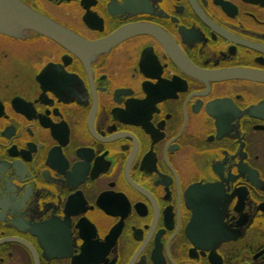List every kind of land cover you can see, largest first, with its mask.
<instances>
[{"label": "flooded vegetation", "instance_id": "flooded-vegetation-1", "mask_svg": "<svg viewBox=\"0 0 264 264\" xmlns=\"http://www.w3.org/2000/svg\"><path fill=\"white\" fill-rule=\"evenodd\" d=\"M20 1L159 34L0 35V264H264V0Z\"/></svg>", "mask_w": 264, "mask_h": 264}, {"label": "water", "instance_id": "water-1", "mask_svg": "<svg viewBox=\"0 0 264 264\" xmlns=\"http://www.w3.org/2000/svg\"><path fill=\"white\" fill-rule=\"evenodd\" d=\"M147 32L152 35L159 34L149 26L132 25L121 28L101 40L94 42L87 41L59 25L54 20L31 9L20 0H0L1 36L24 40L29 34L39 35L56 43L69 53L74 54L86 67H89L91 62L95 61L98 56L107 54L123 41ZM186 67L192 74H198L192 66ZM216 76L219 78L264 81V72L246 70L228 71Z\"/></svg>", "mask_w": 264, "mask_h": 264}]
</instances>
